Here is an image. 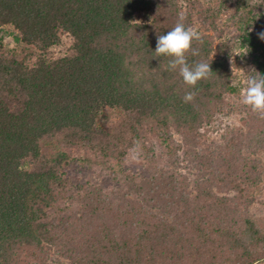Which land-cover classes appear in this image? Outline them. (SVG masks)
<instances>
[{
	"label": "trees",
	"instance_id": "trees-1",
	"mask_svg": "<svg viewBox=\"0 0 264 264\" xmlns=\"http://www.w3.org/2000/svg\"><path fill=\"white\" fill-rule=\"evenodd\" d=\"M229 1L0 0V34L20 47L0 37V264L264 261V225L249 214L264 191V119L247 107L246 131L205 138L240 105L222 54ZM248 1L228 39L246 80L264 75V6ZM180 13L202 37L188 62L212 70L194 88L154 53Z\"/></svg>",
	"mask_w": 264,
	"mask_h": 264
},
{
	"label": "clouds",
	"instance_id": "clouds-1",
	"mask_svg": "<svg viewBox=\"0 0 264 264\" xmlns=\"http://www.w3.org/2000/svg\"><path fill=\"white\" fill-rule=\"evenodd\" d=\"M186 15H178L175 26L164 35H158L155 48V57H170L167 70L178 71L183 82L194 88L199 81L207 79L212 73L210 64L207 62H188V54L199 55V49L193 48V42H202V37L197 28L185 24ZM264 39V33L259 34ZM246 86L241 93V103L251 109L252 112L259 114L264 119V75L257 73L249 76ZM196 93L188 91L183 100L188 103L194 100ZM142 151L139 141L135 142L130 149L133 160H138Z\"/></svg>",
	"mask_w": 264,
	"mask_h": 264
},
{
	"label": "rangeland",
	"instance_id": "rangeland-1",
	"mask_svg": "<svg viewBox=\"0 0 264 264\" xmlns=\"http://www.w3.org/2000/svg\"><path fill=\"white\" fill-rule=\"evenodd\" d=\"M206 4H214L220 0H203ZM239 0H233L229 1L227 4V11H223L221 15L222 23L224 26V38L225 43L228 45L223 50L222 54H230L231 60L237 64L235 68V81L236 83L240 84V96L244 88L243 85L246 82V78L244 77L247 73L243 70H246V62L244 59V54L242 51H240L239 47L236 46L238 44L236 41L228 40L233 37L234 30L232 26L234 24L232 23V16L231 14L235 11L236 7L239 5ZM249 2L248 10L251 9V2ZM251 3V4H250ZM254 5H263L264 6V0H253ZM257 30H255L256 32ZM2 39L6 43L8 48H14L15 50H18L20 47L17 45L14 38H12L9 35H1ZM236 43V44H235ZM22 50H26V47L24 46ZM245 68V69H244ZM245 86V85H244ZM239 99V98H238ZM237 99V102L240 103V105H237L236 102L233 107L234 109H231L228 113H220L214 121L207 126L205 130V138L208 142L213 144V146H218L221 144H224V141L229 138L232 133L236 131H246L248 128L247 125V106L243 105L241 103V97L240 100ZM251 110V109H249ZM260 159L262 160V177L264 181V151H262L260 154ZM251 201L249 205V214L257 220L259 224L264 225V191L257 187L252 191V194L250 196ZM264 264V261L259 263Z\"/></svg>",
	"mask_w": 264,
	"mask_h": 264
}]
</instances>
